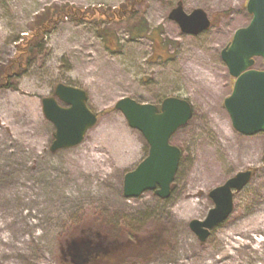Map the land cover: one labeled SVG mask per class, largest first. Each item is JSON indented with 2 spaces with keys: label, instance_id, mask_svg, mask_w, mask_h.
I'll return each mask as SVG.
<instances>
[{
  "label": "rangeland",
  "instance_id": "374dc122",
  "mask_svg": "<svg viewBox=\"0 0 264 264\" xmlns=\"http://www.w3.org/2000/svg\"><path fill=\"white\" fill-rule=\"evenodd\" d=\"M247 1L0 0V264H87L97 240L127 242L115 264H264V133L237 132L224 106L232 78L221 51L249 24ZM179 2L187 13L206 11L211 28L184 34L169 19ZM70 5L135 16L61 19L28 65L3 80L24 36L51 8ZM141 19L162 33L133 38L129 26ZM109 32L110 46L100 36ZM154 39L167 46L156 48ZM58 84L84 89L99 119L80 145L52 152L56 130L42 99L55 96ZM126 97L193 105L192 119L171 138L183 155L167 199L155 191L124 195L125 175L149 152L144 135L114 108ZM245 170L253 177L235 193L233 213L201 242L190 223L214 207L213 189ZM80 234L89 247L73 241Z\"/></svg>",
  "mask_w": 264,
  "mask_h": 264
},
{
  "label": "water",
  "instance_id": "95a60500",
  "mask_svg": "<svg viewBox=\"0 0 264 264\" xmlns=\"http://www.w3.org/2000/svg\"><path fill=\"white\" fill-rule=\"evenodd\" d=\"M246 9L252 16L250 23L234 33L221 51V57L233 79L232 92L224 106L234 129L242 135L253 136L264 133V0H248ZM169 19L175 21L184 34L194 36L212 26L206 11L199 8L187 13L182 2L172 9ZM257 60L262 61V69L255 68ZM54 95L42 99L44 116L56 130L52 152L80 145L87 132L98 123V115L89 108L88 93L84 89L58 84ZM115 109L124 114L130 127L144 135L150 147L148 156L125 175V197L155 191L161 198H169L181 158L180 148L171 145L170 139L192 119V104L183 98L168 97L158 107L126 97L116 103ZM252 177V170L241 171L210 192L214 207L204 220L190 223L201 242L230 217L235 193L243 190ZM85 244L89 247L90 241ZM100 251V248L90 250L87 264L93 254Z\"/></svg>",
  "mask_w": 264,
  "mask_h": 264
},
{
  "label": "trees",
  "instance_id": "16d2710c",
  "mask_svg": "<svg viewBox=\"0 0 264 264\" xmlns=\"http://www.w3.org/2000/svg\"><path fill=\"white\" fill-rule=\"evenodd\" d=\"M137 2V0H134ZM132 3V1H129ZM133 12H127L124 9H117L108 11L103 8H84L80 9L77 7L70 6H62V7H53L50 9V16L42 24L35 26L27 35L24 36V39L19 43L18 50L14 55L13 59L10 61V64L5 67L2 72L3 80H7V78L11 75L18 74L21 69L25 68L26 65L30 62L35 50L39 48V44L42 39L49 33H51L57 23L64 18L73 17L74 19H78L81 17L93 19L94 22H115V21H129L134 17ZM97 18V19H95ZM106 20V21H104ZM129 26V32L133 36L136 37H144L147 33L152 35H157V33L161 34V29H153L151 30L148 26L147 22L143 19L140 20L139 23ZM107 32V31H105ZM103 39H105L106 45H111V38L113 35L109 33H103L100 35ZM116 39V38H115ZM170 42V41H168ZM167 42V43H168ZM154 46L157 48L158 46H167L166 41H159L158 39H154ZM171 43V42H170ZM171 45V44H170ZM4 83L0 84V86ZM89 239H86L83 234L77 235L74 242H81L85 244ZM90 241V240H89ZM90 250L93 248H100L101 251L97 254H93L90 262L88 264H115V261L122 260L121 256L124 254L127 248V242H119V243H106L103 241L97 240L94 244H91ZM132 247V246H129Z\"/></svg>",
  "mask_w": 264,
  "mask_h": 264
},
{
  "label": "flooded vegetation",
  "instance_id": "af4514ba",
  "mask_svg": "<svg viewBox=\"0 0 264 264\" xmlns=\"http://www.w3.org/2000/svg\"><path fill=\"white\" fill-rule=\"evenodd\" d=\"M170 144H171V145H174V144L171 142V140H170ZM148 145H149V144H148ZM174 146H177V145H174ZM177 147H179V146H177ZM179 148H180V150H181V158H182L183 151H182L181 147H179ZM149 151H150V147H149ZM148 154H149V152H148ZM181 158H180V161H181ZM179 165H180V164H179ZM137 167H138V166H137ZM137 167H136V168H137ZM136 168H135V169H136ZM135 169H134V170H135ZM178 169H179V168H178ZM132 171H133V170H132ZM177 172H178V171H177Z\"/></svg>",
  "mask_w": 264,
  "mask_h": 264
}]
</instances>
